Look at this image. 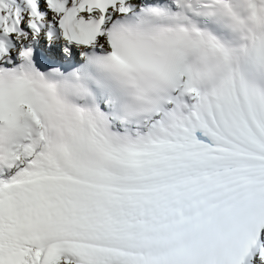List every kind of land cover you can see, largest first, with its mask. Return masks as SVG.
<instances>
[{
	"label": "snow or ice",
	"instance_id": "snow-or-ice-1",
	"mask_svg": "<svg viewBox=\"0 0 264 264\" xmlns=\"http://www.w3.org/2000/svg\"><path fill=\"white\" fill-rule=\"evenodd\" d=\"M0 264H264V0H0Z\"/></svg>",
	"mask_w": 264,
	"mask_h": 264
}]
</instances>
